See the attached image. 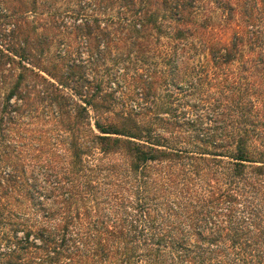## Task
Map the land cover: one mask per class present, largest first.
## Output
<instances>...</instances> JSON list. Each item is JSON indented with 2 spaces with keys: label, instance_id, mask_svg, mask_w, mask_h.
I'll list each match as a JSON object with an SVG mask.
<instances>
[{
  "label": "trees",
  "instance_id": "trees-1",
  "mask_svg": "<svg viewBox=\"0 0 264 264\" xmlns=\"http://www.w3.org/2000/svg\"><path fill=\"white\" fill-rule=\"evenodd\" d=\"M0 264H264V0H0Z\"/></svg>",
  "mask_w": 264,
  "mask_h": 264
}]
</instances>
